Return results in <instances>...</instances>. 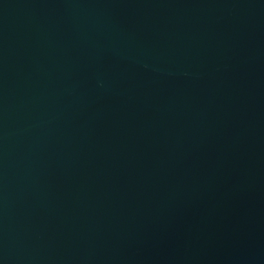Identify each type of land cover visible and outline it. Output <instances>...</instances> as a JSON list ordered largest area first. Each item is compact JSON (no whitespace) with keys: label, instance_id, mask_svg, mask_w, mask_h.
Here are the masks:
<instances>
[{"label":"water","instance_id":"1","mask_svg":"<svg viewBox=\"0 0 264 264\" xmlns=\"http://www.w3.org/2000/svg\"><path fill=\"white\" fill-rule=\"evenodd\" d=\"M0 264H264V0H0Z\"/></svg>","mask_w":264,"mask_h":264}]
</instances>
